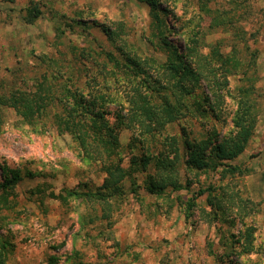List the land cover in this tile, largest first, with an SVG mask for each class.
Wrapping results in <instances>:
<instances>
[{"label":"rangeland","instance_id":"rangeland-1","mask_svg":"<svg viewBox=\"0 0 264 264\" xmlns=\"http://www.w3.org/2000/svg\"><path fill=\"white\" fill-rule=\"evenodd\" d=\"M154 7L0 0V185L23 175L14 188L0 187L4 264H264V0H156ZM32 9L41 14L27 22ZM194 47L201 77L176 121L149 135L116 128L145 78L161 87L154 102L166 94L178 104L166 65L173 52ZM210 72L215 79L205 77ZM242 103L254 118L252 134L228 161L242 172L188 170L186 139L219 141L235 128ZM80 126L99 150L111 139L108 127L118 139L103 155L129 175L108 205L85 196L110 188ZM165 173L184 188L172 189ZM210 184L216 190L198 196L188 218L187 200ZM223 192L259 208L216 216L209 198L223 202ZM249 226L255 249L242 254Z\"/></svg>","mask_w":264,"mask_h":264},{"label":"trees","instance_id":"trees-1","mask_svg":"<svg viewBox=\"0 0 264 264\" xmlns=\"http://www.w3.org/2000/svg\"><path fill=\"white\" fill-rule=\"evenodd\" d=\"M146 2L152 7L156 5V0H146ZM40 14V10L32 9L27 11V14H25V19L27 22H32L37 17H39ZM173 53H175V58L170 60V62L166 65L169 76L167 77L166 82L168 84L171 82V91L174 97H178V104H174L166 94L164 95V98H162L161 103L154 102V96L156 93L161 91V87L153 86V88H151L150 82L145 78L142 80L141 84L133 86L132 93L135 95L129 100L131 105L130 109L127 111V113L118 114V123L116 128L123 127L134 133L140 132L149 135L162 131L171 122L176 121V119L179 117L177 115H181V106L182 101H184V96L194 92L196 85L200 81V61L194 60V57H197L199 52L194 47L189 54L178 52ZM128 60L132 63L134 62V60L131 58H128ZM134 69H137L134 70V73H147L141 68L136 67ZM205 77L215 79V76L212 72H210V76ZM144 85L145 87H143ZM37 108H40L41 110L46 108L44 99L41 100V105H39ZM253 120L254 118L252 117L250 107L247 106L246 103H242L237 109V118L234 124L235 128L219 141H215L216 139H201L195 142L190 141V139H186L185 145L189 155L186 162V168L196 172H208L216 170L218 171V169L222 167L221 171L224 173L223 175L226 173H241L242 168H240V166L231 164L228 161L236 159L245 150V147L252 134L251 123ZM78 131L80 133L79 135H82V141H87L86 144L92 145L94 147L92 150L95 153V157L99 159L103 165V168L108 174L105 178L104 186L105 188H110L109 193L108 191L106 192L103 190L98 192L90 191L86 193L85 196L89 201H99L102 204L108 205L110 203L109 198H114L121 195L119 182L129 175L126 168L121 166L119 163H112L109 161L107 162L104 158L105 156L103 155V153L106 151L108 152L111 147L113 149L114 147L118 146V139L115 137L113 128L108 127V135L111 137V139L107 141L101 140L103 150H99L100 145L93 144L90 139L86 138V131L83 130L81 126L78 128ZM163 170L166 171V169ZM26 175L28 177H33V174L30 172H28ZM162 176V181L168 179V184L171 185L172 189L179 190L184 188L183 184H181L177 178H173L170 175L167 176L166 173ZM22 179L23 175L16 173L3 184H1L0 187L7 191L8 189L14 188ZM152 186L161 187L157 183H153ZM208 190L215 191L216 187L213 184H210L207 188L199 190L189 200H187L186 211L188 218L192 217L193 215L192 210L197 205L196 198ZM75 193L78 194V192ZM50 195L54 196L55 194L51 192ZM222 196L223 202L217 194L210 196L209 198L210 206L212 209H214L212 211L216 212V216L224 214V212L228 211L237 212V216H239L241 215L240 212L245 209L257 210L259 208V202H256L251 198H242L240 199V203H235L234 201L229 200V198L224 195V192ZM108 208H110V206L104 209V217L109 216ZM254 242V228L249 226L242 234L241 253H252L255 249ZM1 254L2 253L0 252V264H4V259L1 257Z\"/></svg>","mask_w":264,"mask_h":264}]
</instances>
